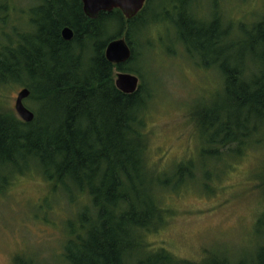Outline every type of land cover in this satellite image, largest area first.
Instances as JSON below:
<instances>
[{
	"label": "trees",
	"instance_id": "16d2710c",
	"mask_svg": "<svg viewBox=\"0 0 264 264\" xmlns=\"http://www.w3.org/2000/svg\"><path fill=\"white\" fill-rule=\"evenodd\" d=\"M33 1L38 4L29 10V33L18 35L15 47L0 46V87L23 85L37 103L30 123L0 113V193L14 177L35 173L76 203L74 221L66 225L63 264H172L143 238L163 221L159 192L193 182L197 168L188 163L162 176L146 168L143 115L150 96L142 95V86L123 94L113 78L114 70L137 73L129 67L133 34L146 24L143 14L156 0H147L130 21L118 10L90 20L80 0ZM194 2L180 8L178 37L188 55L192 49L201 66L221 78L217 100L193 114L204 145L200 157L219 161L225 153L240 157L248 148H264V16L245 39L232 38L220 15L190 34L184 21L196 24ZM5 8L0 5V12ZM64 27L73 31L69 42L61 37ZM122 36L132 56L114 66L105 48ZM15 264L42 262L27 257ZM200 264H264V243L251 259L212 256Z\"/></svg>",
	"mask_w": 264,
	"mask_h": 264
},
{
	"label": "rangeland",
	"instance_id": "374dc122",
	"mask_svg": "<svg viewBox=\"0 0 264 264\" xmlns=\"http://www.w3.org/2000/svg\"><path fill=\"white\" fill-rule=\"evenodd\" d=\"M163 1L151 3L143 14L146 24L133 34L135 56L129 64L142 95L150 96L143 115L144 163L155 176L188 163L197 169L193 182L159 192L164 218L146 233L144 243L164 250L172 264H200L212 256L251 259L264 243V148H248L240 157L225 153L219 161L200 157L204 145L193 114L217 100L221 78L215 69L202 67L192 49L188 55L180 42L175 23L181 25L180 8L187 10L190 3ZM37 4L0 0L6 5L0 12V46L13 47L18 35L29 33V10ZM192 6L196 24L184 21L190 34L220 15L232 38L245 39L243 34L264 16V0H195ZM22 88L0 87V113L12 112L19 119L14 102ZM24 105L35 113L36 101L29 97ZM5 188L0 193V264L27 257L63 264L66 225L74 221L76 203L69 204L35 173L18 175Z\"/></svg>",
	"mask_w": 264,
	"mask_h": 264
},
{
	"label": "water",
	"instance_id": "95a60500",
	"mask_svg": "<svg viewBox=\"0 0 264 264\" xmlns=\"http://www.w3.org/2000/svg\"><path fill=\"white\" fill-rule=\"evenodd\" d=\"M82 12L86 18L96 20L101 13H110L118 10L127 21L135 18L143 9L147 0H80ZM61 37L69 42L73 39V31L69 27L61 30ZM132 56V50L125 37L113 39L105 48V59L114 66L127 63ZM118 91L126 95H132L138 90L139 79L131 73L117 72L114 81ZM30 95L27 88H22L15 99L14 111L24 123H30L34 114L26 108L24 100Z\"/></svg>",
	"mask_w": 264,
	"mask_h": 264
},
{
	"label": "flooded vegetation",
	"instance_id": "af4514ba",
	"mask_svg": "<svg viewBox=\"0 0 264 264\" xmlns=\"http://www.w3.org/2000/svg\"><path fill=\"white\" fill-rule=\"evenodd\" d=\"M139 83H140V81H139Z\"/></svg>",
	"mask_w": 264,
	"mask_h": 264
}]
</instances>
